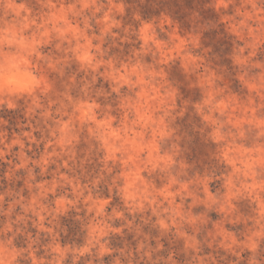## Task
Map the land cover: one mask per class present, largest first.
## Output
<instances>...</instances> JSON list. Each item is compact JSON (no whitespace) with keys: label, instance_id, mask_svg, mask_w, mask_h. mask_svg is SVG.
<instances>
[{"label":"rangeland","instance_id":"obj_1","mask_svg":"<svg viewBox=\"0 0 264 264\" xmlns=\"http://www.w3.org/2000/svg\"><path fill=\"white\" fill-rule=\"evenodd\" d=\"M144 1L0 0L43 81L0 93V264H264V0Z\"/></svg>","mask_w":264,"mask_h":264},{"label":"clouds","instance_id":"obj_2","mask_svg":"<svg viewBox=\"0 0 264 264\" xmlns=\"http://www.w3.org/2000/svg\"><path fill=\"white\" fill-rule=\"evenodd\" d=\"M0 47L7 49L0 53V93L30 95L43 87L42 79L29 66L28 53L35 49L31 41L10 34L0 40Z\"/></svg>","mask_w":264,"mask_h":264},{"label":"trees","instance_id":"obj_3","mask_svg":"<svg viewBox=\"0 0 264 264\" xmlns=\"http://www.w3.org/2000/svg\"><path fill=\"white\" fill-rule=\"evenodd\" d=\"M211 0H145L139 3V13L143 19H152L165 14L171 17L173 22L179 24L180 30L184 33H190L193 29L192 15L197 14L201 17V22L205 24H215L218 22L214 8L210 5ZM130 1H128L129 3ZM212 37L209 38V36ZM230 38L222 29L209 30L204 33L203 39L209 38L207 46L217 39ZM217 39V43H218ZM14 120L15 117L13 116ZM14 122V121H13Z\"/></svg>","mask_w":264,"mask_h":264}]
</instances>
